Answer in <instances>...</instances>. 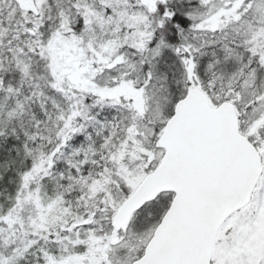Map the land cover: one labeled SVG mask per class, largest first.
Segmentation results:
<instances>
[{
    "label": "snow or ice",
    "instance_id": "6c2138e0",
    "mask_svg": "<svg viewBox=\"0 0 264 264\" xmlns=\"http://www.w3.org/2000/svg\"><path fill=\"white\" fill-rule=\"evenodd\" d=\"M0 264H264V0H0Z\"/></svg>",
    "mask_w": 264,
    "mask_h": 264
}]
</instances>
